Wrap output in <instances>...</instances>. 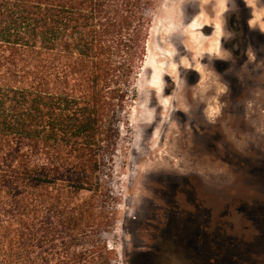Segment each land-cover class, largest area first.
Instances as JSON below:
<instances>
[{
    "label": "rangeland",
    "instance_id": "1",
    "mask_svg": "<svg viewBox=\"0 0 264 264\" xmlns=\"http://www.w3.org/2000/svg\"><path fill=\"white\" fill-rule=\"evenodd\" d=\"M244 4L160 0L152 13L109 180L113 264H264V62L243 39Z\"/></svg>",
    "mask_w": 264,
    "mask_h": 264
},
{
    "label": "trees",
    "instance_id": "2",
    "mask_svg": "<svg viewBox=\"0 0 264 264\" xmlns=\"http://www.w3.org/2000/svg\"><path fill=\"white\" fill-rule=\"evenodd\" d=\"M159 1L0 0V264H113L109 180Z\"/></svg>",
    "mask_w": 264,
    "mask_h": 264
},
{
    "label": "flooded vegetation",
    "instance_id": "3",
    "mask_svg": "<svg viewBox=\"0 0 264 264\" xmlns=\"http://www.w3.org/2000/svg\"><path fill=\"white\" fill-rule=\"evenodd\" d=\"M245 4L244 7L247 6L248 8V15L246 17L245 23H246V28L244 26H241V31L243 33L246 32V36L245 38H243L244 40H246L247 42H249V44L251 46H253L255 48V53L257 54V57L259 58V60H263L264 62V28L261 27L259 24L256 26H253L251 24V21L255 18V8H253V4H255V2L252 3V0H242ZM261 2V5L264 7V0H259ZM197 18H193L189 23L188 26L191 28H201L202 30L205 29V27L201 26L198 27L197 26ZM264 24V20L262 21ZM236 28L238 29L239 26H236ZM239 31H236V36H238ZM172 40V39H170ZM234 48L233 49V53L235 54L237 52V50H239V45L240 43L238 41L234 42ZM262 57V58H261ZM161 66H159L160 69ZM160 74V72H159ZM159 74L156 76V79L159 77ZM236 81L237 80H233V85H236Z\"/></svg>",
    "mask_w": 264,
    "mask_h": 264
}]
</instances>
